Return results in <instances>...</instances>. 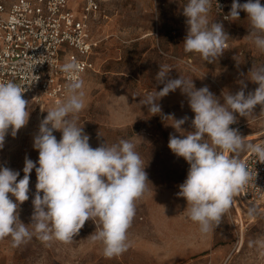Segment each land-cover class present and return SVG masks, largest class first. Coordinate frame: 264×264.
Segmentation results:
<instances>
[{
  "label": "rangeland",
  "instance_id": "rangeland-1",
  "mask_svg": "<svg viewBox=\"0 0 264 264\" xmlns=\"http://www.w3.org/2000/svg\"><path fill=\"white\" fill-rule=\"evenodd\" d=\"M97 1L101 12L92 21L91 35L99 45L92 57L93 68L83 79L86 107L78 114L77 123L89 135L91 147L128 140L144 162L149 182L145 194L135 202V215L128 229L129 247L120 256L106 258L103 246L90 239L97 226L89 219L67 244L53 240L46 246L33 235L30 241L14 248L10 237L0 240V264H264V206L250 216V207L247 210L236 205L235 209L232 204L212 231L201 233L199 225L188 218L187 201L177 195L190 165L177 157L168 143L170 134L183 137L170 125L171 119L152 115L140 102L150 92L162 89L163 85L155 80L160 65L171 69L172 79L181 76L193 80L196 89L208 86L221 103L223 93L234 95L241 90L240 81L247 85L245 95L254 92L258 85L247 75L251 68L264 65V52L248 37L247 13L240 11L238 20L230 18L225 22L209 12V21L221 23L228 35L223 53L209 63L198 53L184 51L187 18L182 13L187 0ZM69 3L77 14L82 12L84 0ZM260 3L264 6V0ZM28 101L27 125L16 137L9 130L0 148V166L19 171L18 180L23 178L26 156L38 161L33 137L47 111L55 106L45 99L39 105ZM159 103L165 116H188L182 128L193 131L191 120L195 114L180 89ZM234 115L236 123L230 127L238 129L248 142L255 144L264 137L261 105L255 106L247 117ZM53 134L58 141L62 137L60 131ZM246 153H240V157ZM36 183L33 169L29 199L18 204L17 209L25 225L31 223ZM9 198L18 203L11 193Z\"/></svg>",
  "mask_w": 264,
  "mask_h": 264
},
{
  "label": "clouds",
  "instance_id": "clouds-1",
  "mask_svg": "<svg viewBox=\"0 0 264 264\" xmlns=\"http://www.w3.org/2000/svg\"><path fill=\"white\" fill-rule=\"evenodd\" d=\"M211 7L212 0H187L182 13L187 18L184 51L198 53L209 63L223 53L228 37L221 23L209 21ZM240 11L247 13L249 39L264 52V6L260 0L243 4L233 0L228 17L238 20ZM80 70L75 60L60 65L67 78L65 98L47 111L33 137L38 161L26 156L24 175L19 180V171L0 166V240L10 237L14 248L30 241L33 235L46 246L53 240L67 244L91 219L97 227L90 239L100 243L103 255L111 259L129 247L128 229L135 215V202L145 194L149 180L132 142L122 139L110 146L106 142L96 148L90 146L89 135L77 123L78 114L86 107ZM170 70L167 65H160L155 80L163 85L162 89L150 92L140 102L152 115L171 119L170 125L181 133L183 138L170 134L168 143L170 150L190 165L177 195L187 201L188 218L199 225L201 233L207 234L251 178L240 153H251L256 161L264 163V143L248 142L238 129L230 127L236 123L234 113L247 117L255 106L264 108V65L248 72L247 79L258 85L254 92L245 95L247 85L240 81L241 90L234 95L223 93V103L208 86L196 89L193 80L170 78ZM177 89L187 97L195 114L191 120L193 131L182 128L188 116L175 119L162 113L160 99ZM23 92L12 81L0 82V148L9 130L16 137L29 121V101L23 98ZM54 131L62 132L59 141ZM33 169L37 176L36 194L31 223L25 225L17 209L18 204L29 199ZM9 193L18 203L9 198ZM248 214L255 216L256 208H250Z\"/></svg>",
  "mask_w": 264,
  "mask_h": 264
},
{
  "label": "built area",
  "instance_id": "built-area-1",
  "mask_svg": "<svg viewBox=\"0 0 264 264\" xmlns=\"http://www.w3.org/2000/svg\"><path fill=\"white\" fill-rule=\"evenodd\" d=\"M232 2L212 0L210 11L228 22ZM100 12L97 0H84L80 14L70 7L69 0L1 2L0 82L18 84L24 91L23 98L38 105L44 99L54 105L62 101L67 78L60 65L77 61L82 79L92 70L99 42L91 35V24ZM256 143H264V137ZM240 159L245 161L251 178L235 198L243 207L260 208L264 206V163L248 152Z\"/></svg>",
  "mask_w": 264,
  "mask_h": 264
},
{
  "label": "bare ground",
  "instance_id": "bare-ground-1",
  "mask_svg": "<svg viewBox=\"0 0 264 264\" xmlns=\"http://www.w3.org/2000/svg\"><path fill=\"white\" fill-rule=\"evenodd\" d=\"M234 204H235V209H236V205H238L239 207H242V208H244V209H249V207H243L237 200H236V198L234 197Z\"/></svg>",
  "mask_w": 264,
  "mask_h": 264
},
{
  "label": "crops",
  "instance_id": "crops-1",
  "mask_svg": "<svg viewBox=\"0 0 264 264\" xmlns=\"http://www.w3.org/2000/svg\"><path fill=\"white\" fill-rule=\"evenodd\" d=\"M70 4V3H69ZM71 7V6H70ZM72 8V7H71ZM74 10V8H72ZM241 158V157H240Z\"/></svg>",
  "mask_w": 264,
  "mask_h": 264
}]
</instances>
